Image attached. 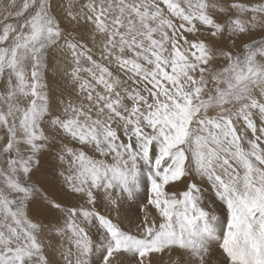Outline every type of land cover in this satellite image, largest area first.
I'll return each instance as SVG.
<instances>
[{
  "label": "snow or ice",
  "instance_id": "snow-or-ice-1",
  "mask_svg": "<svg viewBox=\"0 0 264 264\" xmlns=\"http://www.w3.org/2000/svg\"><path fill=\"white\" fill-rule=\"evenodd\" d=\"M0 264H264V0H0Z\"/></svg>",
  "mask_w": 264,
  "mask_h": 264
}]
</instances>
